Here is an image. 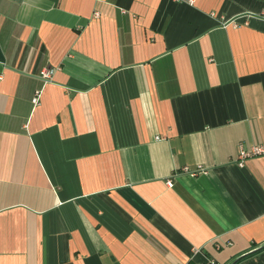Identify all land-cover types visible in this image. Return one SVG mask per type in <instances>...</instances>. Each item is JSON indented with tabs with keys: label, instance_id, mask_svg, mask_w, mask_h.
Returning a JSON list of instances; mask_svg holds the SVG:
<instances>
[{
	"label": "crops",
	"instance_id": "1",
	"mask_svg": "<svg viewBox=\"0 0 264 264\" xmlns=\"http://www.w3.org/2000/svg\"><path fill=\"white\" fill-rule=\"evenodd\" d=\"M259 145L264 0H0V264H264Z\"/></svg>",
	"mask_w": 264,
	"mask_h": 264
},
{
	"label": "built area",
	"instance_id": "2",
	"mask_svg": "<svg viewBox=\"0 0 264 264\" xmlns=\"http://www.w3.org/2000/svg\"><path fill=\"white\" fill-rule=\"evenodd\" d=\"M52 70L50 68H45L42 69L38 76L39 78L46 82L47 80L50 79L51 77ZM38 99H39V91L35 92L33 97L30 100L31 105L35 106L38 104ZM257 156H264V146H253L250 147L249 149L243 150L240 149L237 155V163L240 165L243 160L251 157H257ZM184 172H187L186 169H184ZM189 176H193L194 173L187 172ZM179 264H190V263H179ZM208 264H214L213 261H209Z\"/></svg>",
	"mask_w": 264,
	"mask_h": 264
}]
</instances>
